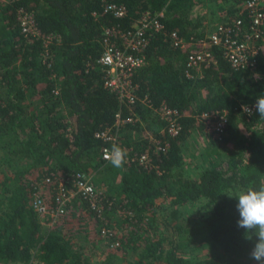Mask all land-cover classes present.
<instances>
[{
  "label": "trees",
  "instance_id": "trees-1",
  "mask_svg": "<svg viewBox=\"0 0 264 264\" xmlns=\"http://www.w3.org/2000/svg\"><path fill=\"white\" fill-rule=\"evenodd\" d=\"M200 1L0 0V264H258L250 257L257 237L237 225L236 197L264 186V118L254 107L264 95V35L251 70L232 68L215 47V63L188 68L203 37V17L192 14ZM222 1L232 2L222 23L237 18L247 29L245 0ZM111 4L124 9L123 18L105 11ZM19 10L30 14L39 36L22 31ZM148 11H163L164 28L138 54L144 64L133 74L136 100L127 107L104 87L99 60L106 43L123 49L117 34L133 30ZM162 103L180 115L174 137L153 112ZM216 111L227 113L221 139L207 134V166L195 179L185 177L181 145L203 129L197 114ZM133 115L141 123H128ZM118 116L124 123L116 128ZM143 127L165 150L153 149ZM106 129L120 134V168L102 159L107 145L95 135ZM143 152L148 166L136 159ZM77 173L107 202L102 218L73 194ZM58 179L71 197L52 224L49 215L38 217L32 200L40 184L51 211ZM199 203L201 229L183 228L184 208ZM104 220L119 229L118 245L107 252L99 247Z\"/></svg>",
  "mask_w": 264,
  "mask_h": 264
},
{
  "label": "built area",
  "instance_id": "built-area-1",
  "mask_svg": "<svg viewBox=\"0 0 264 264\" xmlns=\"http://www.w3.org/2000/svg\"><path fill=\"white\" fill-rule=\"evenodd\" d=\"M244 8L248 12L250 26L247 29L243 28V21L237 18L217 25L209 35L198 39L197 45L200 46V51L189 55L187 60L188 68L194 69L200 67L202 64L207 66L215 63L216 61L209 52L214 47L221 49L224 59L229 62L232 68L251 70L254 67L255 57L259 51L256 44L264 35V0H245ZM105 11L111 13L116 18H123L125 15L123 8L113 4L108 5ZM163 17V11L158 13L145 12L137 20L133 30L117 34L123 40V49L108 43L104 46V52L99 60V63L106 72L104 87L110 92L116 93L120 103L124 106L130 107L136 100L135 92L137 86L133 82V74L144 64V57L138 56V54H141L147 46L151 34L153 35L163 30L164 26L161 21ZM18 18L22 31L25 34L39 36V32L34 27L30 14L19 10ZM109 34L110 32L106 31V35ZM170 36L175 46L181 47V49L184 48V44L175 33H172ZM53 37L48 36L47 41H51ZM189 70H186L187 77L190 74ZM242 109L244 112H248L245 110V107H242ZM248 109L251 110V108ZM153 112L165 123V130L169 137H174L179 133L181 130L180 115L176 110L162 103L158 108L153 109ZM196 117L204 131L213 140L220 141L221 134L227 123V113L225 111L201 112ZM139 121L141 123V119L134 115L127 119L128 123ZM122 123L124 122H121L119 117L115 127H119ZM112 131V129H106L95 135L96 138L102 140L107 145L102 150V159L107 162H109L107 154L112 145L116 144L119 146L120 141V134L117 132L113 133ZM151 144L155 151H163L167 147L165 142H161L158 138L151 139ZM136 159L140 165L148 166L150 163L148 152L141 153ZM49 181L50 178L45 180L46 183H49ZM71 187L73 194L85 200L89 208L99 218H102L104 206L107 207V202L104 197L95 193L90 180L83 174L77 173L72 177ZM41 189L42 186L38 184L33 194L32 208L41 220L46 215H49L50 223L53 224L56 222L57 217L63 213L71 195L66 190L64 181L58 179L53 186L54 206L51 211H48L40 195ZM114 235L113 226L110 227L107 221L104 220L100 230V239L108 249L116 248L118 245Z\"/></svg>",
  "mask_w": 264,
  "mask_h": 264
},
{
  "label": "rangeland",
  "instance_id": "rangeland-1",
  "mask_svg": "<svg viewBox=\"0 0 264 264\" xmlns=\"http://www.w3.org/2000/svg\"><path fill=\"white\" fill-rule=\"evenodd\" d=\"M220 2L221 6L213 0H201L194 7L192 14L194 16L201 15L203 17L202 23L204 29L203 27L200 28V31L203 32V36L209 35L217 25L223 22V18L228 19V17L225 15L224 9H227L228 6L231 5V3L225 4L222 0ZM221 8H223V10H221ZM141 130L144 132L145 135L147 134L148 141L150 144L151 139H156V137H154L152 134L147 133L146 127L141 128ZM210 141L211 140L207 136V133L204 131V129H199L194 130L192 134L186 139V141L181 145V153L183 157L181 172L185 177L195 179L200 174V172L207 166L206 158H204L203 155L205 154L206 149L209 148ZM202 203L184 208V215L182 219L179 220L183 228L193 229L194 227H200L201 229V224L198 220L200 217L199 208L201 207ZM186 215V220H183ZM162 218L163 215L160 212L157 218L160 223L162 222ZM113 228H115L114 230H116V232L119 231V229L115 225ZM99 247L100 250L103 252L108 251V248L104 246V243L102 241ZM134 257H136L134 253L128 254L126 256V260H128L129 263L133 262Z\"/></svg>",
  "mask_w": 264,
  "mask_h": 264
},
{
  "label": "clouds",
  "instance_id": "clouds-1",
  "mask_svg": "<svg viewBox=\"0 0 264 264\" xmlns=\"http://www.w3.org/2000/svg\"><path fill=\"white\" fill-rule=\"evenodd\" d=\"M260 118H264V95L257 98L254 105ZM245 110L251 114V110L245 106ZM126 152L120 146L113 144L107 154L110 164L115 168H120L125 162ZM236 205L239 212L238 227L246 232L254 233L257 237L250 257L258 264H264V186L259 189L248 188L239 193L236 197ZM251 236L249 237V239Z\"/></svg>",
  "mask_w": 264,
  "mask_h": 264
},
{
  "label": "crops",
  "instance_id": "crops-1",
  "mask_svg": "<svg viewBox=\"0 0 264 264\" xmlns=\"http://www.w3.org/2000/svg\"><path fill=\"white\" fill-rule=\"evenodd\" d=\"M221 1V0H220ZM219 0H216V2L221 6V2ZM229 3H232V2H229ZM221 10H223V8H221ZM206 24V23H204ZM138 156V155H137ZM30 264H39L38 262H32Z\"/></svg>",
  "mask_w": 264,
  "mask_h": 264
}]
</instances>
